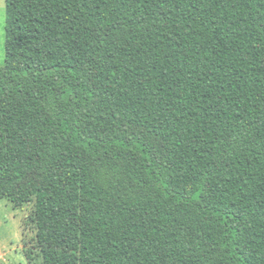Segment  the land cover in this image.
Listing matches in <instances>:
<instances>
[{"label":"trees","instance_id":"obj_1","mask_svg":"<svg viewBox=\"0 0 264 264\" xmlns=\"http://www.w3.org/2000/svg\"><path fill=\"white\" fill-rule=\"evenodd\" d=\"M0 201L43 264H264V0H5Z\"/></svg>","mask_w":264,"mask_h":264},{"label":"rangeland","instance_id":"obj_2","mask_svg":"<svg viewBox=\"0 0 264 264\" xmlns=\"http://www.w3.org/2000/svg\"><path fill=\"white\" fill-rule=\"evenodd\" d=\"M6 4L0 0V68L5 66ZM35 205L15 208L0 201V264H43L37 229L31 222Z\"/></svg>","mask_w":264,"mask_h":264}]
</instances>
